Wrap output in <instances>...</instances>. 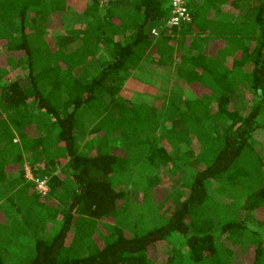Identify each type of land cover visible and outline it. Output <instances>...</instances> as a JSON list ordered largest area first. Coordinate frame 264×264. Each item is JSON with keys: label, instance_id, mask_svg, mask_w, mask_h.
Masks as SVG:
<instances>
[{"label": "trees", "instance_id": "16d2710c", "mask_svg": "<svg viewBox=\"0 0 264 264\" xmlns=\"http://www.w3.org/2000/svg\"><path fill=\"white\" fill-rule=\"evenodd\" d=\"M167 1L0 0V264H264V12L246 25L191 0L169 26ZM148 65L193 98L128 88ZM157 164L189 183L168 216Z\"/></svg>", "mask_w": 264, "mask_h": 264}, {"label": "rangeland", "instance_id": "374dc122", "mask_svg": "<svg viewBox=\"0 0 264 264\" xmlns=\"http://www.w3.org/2000/svg\"><path fill=\"white\" fill-rule=\"evenodd\" d=\"M171 0H168V2L170 3ZM81 5V4H80ZM80 5H78L77 7L80 9ZM78 9V10H79ZM67 37V38H66ZM60 42H62V44L65 43H70V40H68V36L64 35V34H60ZM230 60L227 61V58L224 60V63L226 65H228ZM152 67H150V69H146L143 71H140L139 74L141 75L142 79L140 78H135V79H130L127 82V87L130 89H143L145 86L147 85H152L153 87H145L147 88L149 91H151L152 93L158 92V91H162L163 88H167V90H178V92L181 95V99L184 100L187 99H191L193 98V92L191 90L190 87H184V89H182L179 84H181L183 82L182 78L178 77L175 71V66L171 65V66H167V65H161V66H155V65H151ZM25 74V72H17V74H9L8 75V79H16L18 77H23V75ZM160 91V92H161ZM141 92V91H139ZM138 93V95L141 96L140 99H142V95L141 93ZM131 96L135 99L138 98L136 97V93L135 94H131ZM196 97V96H195ZM164 98V97H163ZM146 100H148L149 98H144ZM143 100V99H142ZM208 101H210V99H208ZM161 102V100H155V104L158 106L159 103ZM62 106L65 110L68 109L69 107V103L64 101L62 103ZM163 123V122H161ZM156 166H159V164L157 165H153V169L150 170H154L156 171V173H154L153 175H157L158 180H154V184L151 185V187L159 186L161 185L164 190H165V197L163 198V201L160 202L159 204V208H161V210L164 213V216H168L170 214L171 211H173L174 209H176L178 206H180L183 201L185 200V198L187 197L188 194V185L189 183H177L178 182V177L182 176L183 171H178L177 173H175V176L172 177V169H171V165H162L159 167V169L155 168ZM24 169L26 170V177H28L30 180L34 181L36 180V187L35 189L42 192V193H46L48 191V186H47V178H39V179H34L33 178V174L31 171L30 166L25 162L23 164ZM140 171H137V173ZM140 180V179H139ZM142 182H144V178L142 180ZM183 184V185H182ZM129 182H126L124 184H119L117 183V187L118 188H125L128 187L129 188ZM1 187L2 184L0 185V191H1ZM143 187L147 188L148 184L143 185ZM18 189V183H16L14 180H10L7 181V183L4 184L3 186V194L7 195L8 193H12L15 190ZM54 220V219H53ZM61 228V222H60V218L57 217L54 220V223L52 224V227L50 229V231L48 232L47 236H53L56 235L59 230ZM171 240V239H170ZM27 241L25 240L24 237H22V235H19V238L17 239V241H13V245L18 246L17 250L20 249V253L18 255L21 254V248L24 244H26ZM12 247L11 246V250L14 253ZM24 249V248H22ZM26 249V248H25ZM10 251V250H9ZM9 251H4V258H5V263L6 264H11V262L17 260V257H15L14 259L11 260L10 255L12 256V253ZM13 257V256H12ZM176 262L178 264L183 263L181 258H176Z\"/></svg>", "mask_w": 264, "mask_h": 264}, {"label": "crops", "instance_id": "0c3cea01", "mask_svg": "<svg viewBox=\"0 0 264 264\" xmlns=\"http://www.w3.org/2000/svg\"><path fill=\"white\" fill-rule=\"evenodd\" d=\"M219 1L220 0H208V1L206 0V3L203 4V5L206 7V11H207L208 14L210 13V15H225L226 12H228V15H233L234 14L236 18H241V21L243 23H245L246 25H249L250 23H253L252 19L255 18V16L257 15V12H264V9H262V7L264 6V1H262V0H242L241 1V5H240L239 8H233V6H230V7L223 6L224 9H215L214 7H216L215 5H219ZM194 3L195 2L189 0L188 1V6L192 5ZM166 5L170 6V3L167 1ZM194 5H196V6L198 5L199 6L200 3L197 2V4L195 3ZM221 10H223V11H221ZM135 11H136V8L133 9V12H135ZM167 22H168V20L166 21V23ZM167 25H168V23H167ZM247 27H249V26H247ZM262 32L260 31V29H257V31H256V34H257L256 38L257 39L260 40L261 37H260L259 34L262 33ZM196 35H199L200 38H202V40H203L202 41L203 43L199 42V46L200 47H201V45H204L206 47V44H209L210 47H208V48H212V46L219 44L218 40H216V39L210 40L209 36H204V35L199 34V33L196 34ZM196 35H195L194 31H193L190 36L192 38H196ZM250 42H252L251 39H250ZM246 43H249V40H247ZM150 67H152V66L148 65L145 68L146 69H150ZM138 72L139 71H135L133 77L142 79L141 75ZM136 74L139 77H137Z\"/></svg>", "mask_w": 264, "mask_h": 264}, {"label": "built area", "instance_id": "2783aa9c", "mask_svg": "<svg viewBox=\"0 0 264 264\" xmlns=\"http://www.w3.org/2000/svg\"><path fill=\"white\" fill-rule=\"evenodd\" d=\"M102 1L107 3L109 0ZM170 2L171 16L167 22L168 25H180L191 19L189 13L188 0H171Z\"/></svg>", "mask_w": 264, "mask_h": 264}]
</instances>
